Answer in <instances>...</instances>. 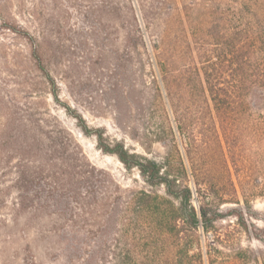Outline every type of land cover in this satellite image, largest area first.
<instances>
[{
  "label": "rangeland",
  "instance_id": "1",
  "mask_svg": "<svg viewBox=\"0 0 264 264\" xmlns=\"http://www.w3.org/2000/svg\"><path fill=\"white\" fill-rule=\"evenodd\" d=\"M233 3L0 0V23L9 20L29 35L0 29V93L18 121L48 138L42 144L54 146L29 157L17 149L10 168H0V264H70L58 242L65 235L88 236L87 248L105 237L115 253L144 242L134 240L121 218L108 216L106 203L116 194L112 181L120 192L152 189L136 168L126 169L107 152L116 145L184 169L181 181L191 189L195 208L199 182L202 193L217 192L219 211L237 206L250 211L245 226L229 216L211 232H200V239L207 249L218 235V249L239 252L236 264H255L249 251L264 253V122L253 112L245 119L237 113V103L229 99L228 63L220 74L227 114L223 122L217 119L203 74L196 70L204 49L225 32L234 37L228 22ZM30 37L48 49L49 80L32 62ZM155 45L166 75L157 71ZM23 160H28L26 209L14 205ZM152 190L164 195L161 186ZM90 193L98 202L91 210L80 199Z\"/></svg>",
  "mask_w": 264,
  "mask_h": 264
},
{
  "label": "trees",
  "instance_id": "2",
  "mask_svg": "<svg viewBox=\"0 0 264 264\" xmlns=\"http://www.w3.org/2000/svg\"><path fill=\"white\" fill-rule=\"evenodd\" d=\"M233 4L228 22L234 24V37L225 32L220 39L217 38L216 42L212 43L210 48L204 49L200 61L201 67H196V70L200 69L203 74L217 119L223 122L227 114L226 92L220 87V74L222 66L228 63L233 83V91L229 99L233 98L237 103V113L245 119L250 112H253L260 122H264V0H234ZM0 29L17 33L25 39L29 38L27 31L3 18ZM30 38L32 62L40 74L49 80V72L44 64L48 49L43 51L36 40ZM155 48L157 71L166 75L167 67L160 58L159 46L155 45ZM16 112L7 102L6 96L0 93V117L3 119L0 121V168L3 170L10 168L11 154L17 149L28 157L33 150L41 151V147L48 152L54 149L52 145L42 144L41 140L45 137L37 135L33 126L22 120L18 121L15 118ZM240 130L243 133L245 128L242 127ZM107 152L115 154L126 169L136 168L148 187L154 189L161 186L164 195L161 196L152 189H125L120 192L119 187L112 181L116 194L111 197L110 204L106 203V206H109V219L121 218L125 226L133 229L134 240L140 239L144 242L133 248H125L121 253H115L105 245V237H102L103 239L97 237V241L93 239L92 243L95 244L93 248L91 246L87 248L88 236L85 237L87 240L77 236L58 237V242L64 246L62 247L70 264H236L239 252L224 253L218 249L215 242L222 243L218 235L207 249L202 248L200 232H211L216 222L229 216L245 226L244 215L251 216L250 211H244L239 206L226 212L219 211L215 203L217 192L202 193L199 182L197 189L201 193L197 201L198 206L195 208L191 203V189L181 181V174H185V170L175 169L169 159L164 158L161 162H157L129 153L119 145L108 149ZM22 162L18 166L16 183L14 181L13 186L17 195L14 205L26 209L28 203L24 194L27 192L25 184L28 160ZM194 173L196 174L195 171L191 172ZM209 191L210 189L206 190L208 193ZM80 199H83L81 200L83 208L90 210L93 204L98 203L91 193ZM136 226L140 228L135 230ZM145 228L149 231L143 232ZM159 245L162 249L157 253L156 249ZM249 253L255 264H264L263 252L249 251Z\"/></svg>",
  "mask_w": 264,
  "mask_h": 264
}]
</instances>
